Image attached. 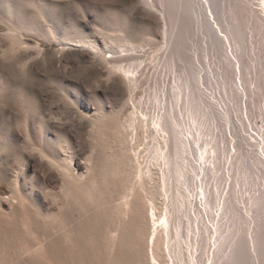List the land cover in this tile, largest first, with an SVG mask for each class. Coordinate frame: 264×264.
<instances>
[{
  "label": "rangeland",
  "instance_id": "rangeland-1",
  "mask_svg": "<svg viewBox=\"0 0 264 264\" xmlns=\"http://www.w3.org/2000/svg\"><path fill=\"white\" fill-rule=\"evenodd\" d=\"M18 2L19 36L9 18L0 20V264H139L137 245L148 264L153 245L176 227L181 244L157 249L159 264H231L242 241L246 264H264V0H226L228 30L212 18L229 36L223 66L202 28L210 0ZM219 67L230 76L225 86ZM153 147L177 153L188 175L177 181L176 165ZM70 156L81 182L57 167ZM138 162L155 163L151 186L168 174L155 212L172 216V232L167 238L147 218L132 248L112 232L113 201Z\"/></svg>",
  "mask_w": 264,
  "mask_h": 264
},
{
  "label": "bare ground",
  "instance_id": "bare-ground-1",
  "mask_svg": "<svg viewBox=\"0 0 264 264\" xmlns=\"http://www.w3.org/2000/svg\"><path fill=\"white\" fill-rule=\"evenodd\" d=\"M20 1V0H19ZM145 2V1H144ZM210 2H211V7H212V10H211V12H212V15H211V17H210V15H208V18L205 20V22H204V24H203V26H202V28H203V30L207 33V35H208V37L210 38V41H211V45H212V47H213V49H214V51L216 52L215 54H216V56L218 55V60H219V58H220V60H221V57L223 56V55H227V56H229V55H231V54H229V46H228V44H227V41H229V39L227 38V37H229V36H227V35H225V33H219V31L220 32H222V30H220V28H221V26L220 27H218L217 28V25H218V23H217V21H212V18H214L215 20L217 19V18H219L220 20H222V21H220L221 23H219V25L221 24V25H223L224 23H223V21L224 20H227L226 19V17H225V12H226V10H227V8H226V6H227V4H226V0H210ZM20 2H18V0H0V20L2 19V18H9V20H11L10 21V25H11V30H12V33H13V35L15 36V37H17V36H19L18 34H19V31H20V27H17V25H15V23L16 24H20L19 23V21H20V16H22L23 15V13L25 12V11H23V9H22V7L20 6V4H19ZM196 3V2H195ZM195 3H193V4H195ZM228 3V2H227ZM146 4H148V3H146ZM197 4V3H196ZM21 5H22V3H21ZM24 8V7H23ZM21 14V15H20ZM216 16V17H215ZM224 17H225V19H224ZM4 19H3V21H4ZM218 19V20H219ZM227 23V22H226ZM225 23V24H226ZM224 24V25H225ZM228 24V23H227ZM226 24V28H227V26H229V25H227ZM216 25V26H215ZM223 25V26H224ZM225 27V26H224ZM230 29V28H229ZM226 30H228V28L226 29ZM226 30H225V32H226ZM224 31V30H223ZM233 31V30H232ZM21 32V31H20ZM228 32H230V31H228ZM232 33V32H231ZM228 34V33H227ZM233 34L234 33H232V36H233ZM230 35V34H229ZM231 36V37H232ZM23 38V37H22ZM85 38V37H84ZM77 39V40H79L78 42H85V43H90V42H92V41H90L89 40V38L88 39ZM227 39V40H226ZM74 41L73 42H75L76 41V39H73ZM70 42H72V41H68V43H70ZM94 43V42H93ZM91 46H92V48L93 49H95V50H98V49H100V47L98 46V45H96V44H92L91 43ZM232 49V48H231ZM101 51V50H100ZM226 51V52H225ZM233 56V55H232ZM225 58V57H224ZM231 58V56H229V59ZM233 59V58H232ZM231 59V60H232ZM225 59H223V60H221L220 62L222 63V61H224ZM233 61V60H232ZM220 62L218 63V66H219V64H220ZM235 62V61H234ZM233 62V63H234ZM234 64H237V62L236 63H234ZM238 65V64H237ZM237 65H234L235 67H237ZM221 66H223V63H222V65ZM219 70H220V67H219ZM222 70V71H221ZM221 72L220 73H218V77H219V74H220V81H221V84L222 85H224L225 86V84L227 83V80H228V76H229V74L228 73H226V69L224 70V68H222L221 67ZM130 73V72H129ZM230 77V76H229ZM231 80V79H230ZM133 81H135L133 78H129V82H133ZM219 81V82H220ZM229 82V84L231 83L230 81H228ZM134 83V82H133ZM134 85V84H133ZM218 85H220V83H218ZM226 86H228V85H226ZM230 86H228V88H229ZM233 87H234V85H233ZM232 88V87H231ZM233 89V88H232ZM197 90V89H196ZM230 92H231V89H230ZM199 93V92H198ZM198 93H196V94H198ZM224 93V92H223ZM224 95H225V93H224ZM196 96H199V95H196ZM201 96V95H200ZM199 96V97H200ZM223 96V95H222ZM203 97V96H202ZM201 97V98H202ZM224 97V96H223ZM232 97V96H231ZM205 98V97H204ZM221 98V97H220ZM229 98V97H228ZM221 99H223V98H221ZM220 99V100H221ZM196 100H198V102H199V100L201 101V99H199L198 97H197V99ZM208 100V99H207ZM225 100H227V99H225ZM230 100V99H229ZM202 101H203V99H202ZM202 101H201V103H202ZM207 103H208V101H206ZM220 102H223V101H220ZM230 102V101H229ZM200 103V104H201ZM204 103V102H203ZM205 103L206 104V106L208 105V104H213V103ZM224 103V102H223ZM230 104V103H229ZM201 105H203V104H201ZM216 105V104H215ZM214 105V106H215ZM231 105V104H230ZM213 105H209V108L210 107H212ZM217 106V105H216ZM215 106V107H216ZM200 107V106H199ZM215 107H212V108H214V112H215V110H216V108ZM218 107V106H217ZM201 108H203L204 109V106L202 107L201 106ZM208 108V112H211V111H213V109L210 111V109ZM197 110H199V108L197 109ZM202 109H200V111H201ZM205 110H206V107H205ZM200 111H199V113L198 114H196V115H200ZM207 112V111H206ZM205 112V113H206ZM196 113V112H195ZM194 113V114H195ZM202 113V112H201ZM204 113V112H203ZM212 114V116H210V117H212V119L211 120H213L214 121V119L217 121V119H216V117L215 116H217V115H215L214 116V114L216 113H214L213 114V112H211ZM231 113H232V111H231ZM231 113H228V115L230 114L231 115ZM209 115H210V113H208ZM204 115V114H203ZM202 115V116H203ZM207 115V114H206ZM204 116V117H207V116ZM218 115L220 116V114H219V109H218ZM201 116V115H200ZM232 116V115H231ZM197 117V116H196ZM199 117V116H198ZM209 117V118H210ZM215 117V118H214ZM214 118V119H213ZM197 119V118H196ZM200 119H201V117H200ZM209 120V124H213V122L211 121V123H210V119H208ZM134 121H135V119H134ZM200 121H207V120H204V118H203V120H200ZM219 122H220V118H219V120H218ZM103 122V121H102ZM138 123V122H137ZM196 123H197V121H196ZM206 123V122H205ZM101 124V123H100ZM133 124H134V122H133ZM175 124H176V122H175ZM214 124H216V122H214ZM220 124V123H219ZM218 124V125H219ZM174 125V124H173ZM192 125H195V124H192ZM198 125V124H197ZM128 126V125H127ZM129 126H131V125H129ZM146 126V121L143 119V118H140L139 119V125L137 126L138 128L140 127V128H144ZM181 126V125H180ZM189 126V125H188ZM212 126V125H211ZM210 126V127H211ZM170 127V126H169ZM177 127V126H176ZM200 127V126H199ZM129 128H133V125L131 126V127H129ZM154 128V127H153ZM174 128V127H173ZM178 128V127H177ZM219 129H220V126L218 127ZM190 129H191V127H190ZM193 129H195V128H193ZM209 129V128H208ZM219 129H217V130H219ZM222 129V128H221ZM121 130V129H120ZM123 130V129H122ZM138 130V129H137ZM143 130H145V129H143ZM142 130V131H143ZM173 130V129H172ZM192 130V129H191ZM191 130H189V132L191 131ZM180 130H177V132H179ZM118 132V131H117ZM181 132V131H180ZM205 132V131H204ZM222 132V131H221ZM138 133V132H137ZM193 133V132H192ZM198 133V132H197ZM201 133V132H200ZM203 133V132H202ZM179 133H177V135H178ZM181 134V133H180ZM195 134V133H194ZM220 134V133H219ZM183 135V134H182ZM193 136V135H192ZM197 136V135H196ZM195 136V137H196ZM177 137V136H176ZM201 137V136H200ZM202 137H203V135H202ZM155 139V138H154ZM163 139V138H162ZM200 139V138H199ZM125 140V139H124ZM202 140V139H201ZM204 140V139H203ZM207 140V139H206ZM163 141V140H162ZM183 140H181V142H182ZM197 141H198V139H197ZM201 142H204V141H201ZM154 143V142H153ZM205 143V142H204ZM139 144V143H138ZM201 144H203V143H200V146H201ZM198 145V144H197ZM222 145V144H221ZM165 146V145H164ZM182 148H184L185 146L182 144ZM203 146H205V144L203 145ZM138 147V146H137ZM198 147H199V145H198ZM221 147V146H220ZM127 148V147H126ZM129 148V147H128ZM157 148V147H156ZM156 148L154 149V147H153V149H154V151L157 153V151H156ZM195 148H196V146H195ZM194 148V149H195ZM163 149V148H162ZM162 149L160 150L162 153H157V155L159 156V157H157L158 159H160V158H162V159H164V160H167L168 158H170V160H171V162H173V166H175L176 165V167H175V170L174 169H172V171H174V175H173V173H172V175L173 176H175V179L177 180V181H181L182 179V177H184V176H186V175H188L186 172H187V170H186V172L183 170V169H181V167H180V164L179 165H177V162L179 163V161L180 160H177L176 161V157L178 156H176V154H175V152L173 153V154H171V153H168V154H163V151H162ZM198 148H196V150H197ZM140 150V149H139ZM151 150V149H150ZM172 150V149H171ZM186 150V149H185ZM204 150V149H203ZM128 151V150H127ZM165 151V150H164ZM181 151L183 152L184 150H182L181 149ZM181 151L178 153V154H180L181 153ZM186 151H188V150H186ZM198 151V150H197ZM201 151H202V149H201ZM184 153V152H183ZM187 154V153H186ZM180 155H182V154H180ZM184 155H185V153H184ZM202 155V154H201ZM205 155V154H204ZM127 157V156H126ZM153 157V156H152ZM180 157V156H179ZM118 158V157H117ZM138 158V157H137ZM131 159V158H130ZM150 159V158H149ZM137 160V159H136ZM105 161V160H104ZM156 161V160H155ZM158 161V160H157ZM168 161H169V159H168ZM67 162V161H66ZM109 162V161H108ZM170 162V161H169ZM88 163H89V161H88ZM182 164V163H181ZM107 165V164H106ZM115 165V164H114ZM155 165V163H149L146 167L145 166H143V164L142 163H140V162H138V164H137V166H135L136 168H135V170H133V172L132 173H130V171L126 174V175H123V177H122V180H121V186H120V188H121V190H119L116 194H117V196L115 197V201H113V202H115L113 205H114V208H115V213L114 214H116V216H115V218H117L116 220H118V224L117 225H115L116 224V222H115V224H114V226H116V227H114V229L112 230V232H114V235L116 236V235H118V238L119 237H121V239L120 240H123V242L125 241V243H124V245H128V243H127V241L128 242H130L129 244V246H132V248L134 247V246H136L135 244H138L137 242H138V240L142 237V228H141V222L143 223V221H145V223L147 222V218H148V221H153V223H154V225H156L157 226V224L158 223H160L161 225H163V227L165 228L164 229V231H166L167 232V238H168V231L170 232L171 230H168V228H171V227H169L170 225V222H171V219H172V216L171 217H169V214H165L163 217L161 216V217H159L158 215H157V213L155 212L157 209H158V202L156 201L157 199H158V197L160 196V195H162L163 194V191H165L166 190V179H167V173L166 172H162L161 174H162V176H161V178L163 179V184H161L159 187H157L156 188V186H151V184L149 185L147 182L150 180V179H152L153 178V176H155L154 174H156V171L154 170V168L152 167V166H154ZM127 166V165H126ZM156 166V165H155ZM57 167L59 168V170H61V172H63L62 174H64V177L65 178H68V179H71V180H78V181H83L86 177L84 176V174H82V173H78V171H76L77 169H76V167H74V160H73V156H70V159L68 160V162L66 163V165H63V163L61 164V163H57ZM117 167V166H116ZM206 167V166H205ZM123 168V167H122ZM193 168H195V167H193ZM245 168V166H243V168L241 167V169H244ZM112 169V168H111ZM130 169V168H129ZM239 169V168H238ZM114 170V169H113ZM113 170H112V172H113ZM189 170V169H188ZM245 170V169H244ZM248 170V169H247ZM98 171V170H97ZM249 171H251V170H248L247 172H249ZM243 172V171H242ZM245 172V171H244ZM243 172V173H244ZM114 173H115V171H114ZM130 173V174H129ZM189 173V172H188ZM242 173V174H243ZM242 174H240V175H242ZM245 174V173H244ZM250 174V173H249ZM110 175V174H109ZM157 175V174H156ZM248 175V174H247ZM99 176V175H98ZM97 176V177H98ZM115 176V175H114ZM246 176V175H245ZM249 176V175H248ZM117 177V176H116ZM243 177V176H242ZM105 178V177H104ZM159 178V177H158ZM185 178V177H184ZM102 179V178H101ZM100 179V180H101ZM149 179V180H148ZM156 179V178H155ZM169 179V178H168ZM244 179H246V178H244ZM88 180V179H87ZM108 180V179H107ZM148 180V181H147ZM152 181H153V179H152ZM161 181V180H160ZM106 182V181H105ZM104 182V183H105ZM176 182V181H175ZM111 183V182H110ZM151 183H153V182H151ZM162 183V182H161ZM168 183V182H167ZM178 184L180 183V182H177ZM64 184H65V182H64ZM86 184V183H85ZM112 184V183H111ZM113 184H115V183H113ZM118 184V183H117ZM160 184V183H159ZM168 185V184H167ZM176 185V184H175ZM95 186L97 187V178L95 177ZM177 186V185H176ZM96 187H95V189H96ZM182 187V186H181ZM180 187V188H181ZM69 189V188H68ZM176 189H177V187H176ZM70 191V190H69ZM177 192V191H176ZM177 194H178V192H177ZM182 194V193H181ZM109 195V194H108ZM78 197V196H77ZM180 197V196H179ZM166 198V197H165ZM73 199V198H72ZM104 202V201H103ZM182 202H184V204H187L188 203V201H182ZM181 201L179 202V204L180 203H182ZM173 203V202H172ZM96 204V203H95ZM177 204V203H176ZM233 204V203H232ZM98 205V204H97ZM109 205V204H108ZM172 205V204H171ZM174 205H175V203H174ZM182 205V204H181ZM234 206H236L235 204H233ZM232 205V206H233ZM173 206V205H172ZM171 206V208H173ZM183 206V205H182ZM181 206V207H182ZM186 207V209L185 210H188V206L187 205H185ZM98 207V206H97ZM96 207V208H97ZM156 207H157V209H156ZM180 207V206H179ZM191 207V206H190ZM190 207H189V209H190ZM237 207V206H236ZM231 208V207H230ZM234 208V207H233ZM173 209H175V207L173 208ZM229 209V208H228ZM181 210V209H180ZM234 211H235V209H233ZM236 210H237V208H236ZM173 210H171V212H172ZM179 211V210H178ZM229 211V210H228ZM237 211H239V210H237ZM134 213V218L132 219V221H134V223H133V225L134 224H137V225H134V226H137V228H136V230L138 229V232L137 231H135L133 228H131L133 225H132V221L130 220V221H128V217H131L130 215V213ZM167 212V211H166ZM181 212V211H180ZM185 212V211H184ZM188 212V211H187ZM132 213V214H133ZM150 213V214H149ZM167 213H169V209H168V212ZM189 213V212H188ZM149 214V216L147 217V215ZM230 214H231V212H230ZM232 214H234V212L232 213ZM237 214H238V212H237ZM187 215V214H186ZM236 215V214H235ZM128 216V217H127ZM237 216L238 215H236V218H237ZM114 217V216H113ZM128 218V219H127ZM234 218H235V216H234ZM233 218V219H234ZM235 218V219H236ZM114 219V218H113ZM136 219H137V222L135 223V221H136ZM182 219V218H181ZM180 219V220H181ZM239 220V219H238ZM182 221V220H181ZM235 221V220H234ZM236 222H239V221H236ZM144 223V224H145ZM152 223V222H151ZM150 223V225H152ZM178 223H180V222H178ZM172 224H173V222H172ZM123 225V226H122ZM148 225V224H147ZM174 225H175V223H174ZM236 224L235 223H233V227L235 226ZM122 226V227H121ZM156 226H154V229L156 228ZM180 226H181V223H180ZM151 227V226H150ZM158 227V226H157ZM128 228V229H127ZM152 228L153 227H151V229L150 230H152ZM174 228V227H173ZM123 231H122V230ZM130 229H131V231L132 230H134V231H132V233H129V232H131L130 231ZM157 229V228H156ZM156 229H155V231H156ZM162 229V228H161ZM158 230V229H157ZM178 230H179V227H176V231H175V234H174V236H173V238L171 237L172 235H170V240H166L165 241V239H163L164 241L162 242H160V240H159V243L157 242L156 244H154L153 246H155V248L153 247V249L155 250H153V252H154V254H152L151 255V258L150 257H148L149 259H147L146 261H149L148 262V264H152V261L151 260H154V262H156V264H159L160 263V258H162L161 256L162 255H160V250H159V248L160 249H162L163 248V250H164V247H166V246H164V245H167V246H169L170 244H171V242H173L172 240L173 239H175V242H174V244H173V247H177V249L179 248V246H180V238H179V232H178ZM235 230V232H236V229H234ZM121 231H122V233H121ZM127 231H128V233H127ZM154 231V230H153ZM152 231V232H153ZM154 231V232H155ZM133 232H135L134 233V239H133ZM151 232V231H150ZM152 232H151V234H152ZM153 232V233H154ZM165 232V233H166ZM172 232V231H171ZM236 233H239V231H237ZM236 233H235V235H236ZM241 233V232H240ZM239 233V234H240ZM129 234V235H128ZM150 234V235H151ZM127 235V236H126ZM154 235H156V234H154ZM234 235V236H235ZM242 235V234H241ZM123 236H125V237H123ZM153 236V235H152ZM152 236H150V238H152ZM237 237H235L236 238V241L234 240V242L235 243H240L242 240L240 239L241 237H243V235L242 236H240V238H239V235L237 234L236 235ZM156 237V236H155ZM123 238V239H122ZM125 238V239H124ZM126 238H127V240H126ZM237 238H239V239H237ZM159 239V238H158ZM238 240H240L239 242H237ZM244 240V239H243ZM260 240V239H259ZM140 241V240H139ZM155 241H152L153 243L155 242ZM147 242H148V240H147ZM150 242H151V240H150ZM233 242V243H234ZM260 242V241H259ZM258 242V243H259ZM188 243H190V237H188ZM235 243L233 244V245H235ZM132 244V245H131ZM152 244V243H151ZM246 244V243H245ZM237 245V250H235V246L233 247V249L231 248V251L233 250V260H232V255L231 256H229L230 258H231V260L232 261H235L234 262V264H246V263H248L247 262V260H249L248 259V256H247V253H246V245H244V242L242 241L241 242V244H236ZM129 246L127 247V246H120V247H123V248H126V249H128L129 248ZM140 246V245H139ZM163 246V247H162ZM260 246V245H259ZM143 247V246H142ZM131 248V247H130ZM130 249V251L131 250H133V249ZM259 248V247H258ZM261 248V247H260ZM137 249H138V251H135L136 252V255L138 256L137 258V260H138V263L139 264H144V262L141 260V254H140V249H139V247H138V245H137ZM159 251H158V250ZM125 250V249H124ZM123 249H122V251H124ZM235 250V251H234ZM248 250V249H247ZM260 250V249H259ZM168 251V250H167ZM171 251V250H170ZM177 251V250H176ZM175 251V252H176ZM230 251V252H231ZM263 251V250H262ZM152 252V253H153ZM234 252H236V253H234ZM260 252V251H259ZM259 252H258V254H259ZM118 253V252H117ZM119 253H120V250H119ZM125 253V252H124ZM263 253H264V251H263ZM165 254V253H164ZM170 254V253H169ZM177 254V253H176ZM231 254V253H230ZM229 254V255H230ZM119 255V254H118ZM126 256V254H123V256ZM133 255V254H132ZM188 255H190V253H188ZM234 255H235V257H234ZM249 255H250V253H249ZM121 256V255H120ZM135 256V255H134ZM260 256V255H259ZM168 257V256H167ZM264 257V256H263ZM262 257V258H263ZM119 258H121V257H118L117 259V261H119ZM234 258H235V260H234ZM262 258H261V260H262ZM123 259H124V257H123ZM151 259V260H150ZM163 259V258H162ZM170 259H172L171 257H170ZM229 259V258H228ZM122 260V259H121ZM125 261H126V258L124 259ZM124 260H122V261H124ZM230 260V261H231ZM172 261H174V259L172 260ZM228 262H229V260H227ZM226 261V263L227 264H229L228 262ZM232 261H231V264H233L232 263ZM159 262V263H158ZM175 262V261H174ZM119 263V262H118ZM126 263L128 264V262L126 261ZM125 263V264H126ZM147 263V262H146ZM171 263H173V262H171ZM176 263V262H175ZM175 263H173V264H175ZM263 263V262H262ZM124 264V263H123ZM130 264V263H129Z\"/></svg>",
  "mask_w": 264,
  "mask_h": 264
}]
</instances>
